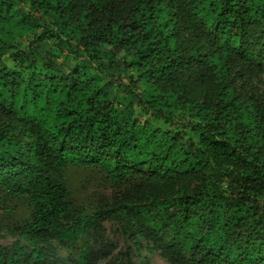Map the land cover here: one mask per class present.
Here are the masks:
<instances>
[{
    "label": "trees",
    "instance_id": "1",
    "mask_svg": "<svg viewBox=\"0 0 264 264\" xmlns=\"http://www.w3.org/2000/svg\"><path fill=\"white\" fill-rule=\"evenodd\" d=\"M10 50L24 64L8 66ZM261 61L264 0H0V190L30 208L12 228L26 245L0 247V264H51L48 239L81 241L70 264H89V230L106 218L168 236L171 264H264V111L233 78L264 73ZM141 113L187 118L166 130ZM72 165L133 184L135 198L78 211Z\"/></svg>",
    "mask_w": 264,
    "mask_h": 264
},
{
    "label": "rangeland",
    "instance_id": "2",
    "mask_svg": "<svg viewBox=\"0 0 264 264\" xmlns=\"http://www.w3.org/2000/svg\"><path fill=\"white\" fill-rule=\"evenodd\" d=\"M24 6L27 12L31 11L27 3ZM184 38L190 42H196L202 38V35L197 31L189 30ZM19 44L25 45V38L21 39ZM3 59L8 66L24 64L19 50H10ZM261 64L264 65V61H261ZM233 78L235 89L240 96L243 99L253 98L264 111V73L250 75L247 72H237ZM196 94L199 98L202 96L200 90H196ZM110 95L117 103L124 98L125 94L121 85L116 84L111 88ZM117 106L121 108L118 103ZM137 118L142 122H152L162 129L174 130L181 125L182 119H186L187 115L179 114L172 123L165 122L162 118L147 117L143 113ZM65 179L70 190V200L80 212L91 213L95 210L97 202L109 204L116 194L135 198L136 187L133 184L114 185L106 178L105 172L98 167L67 166ZM181 186L192 194L196 191L198 182L184 180ZM2 202L9 204L12 209L5 210ZM29 212L30 208L25 201L0 190V247L13 251L15 246L26 245L25 241L12 231V228L15 222L20 223L26 219ZM158 237L162 241L153 243L141 235L128 236L123 232L122 219H101L93 229L89 230L87 236L93 259L89 264H126V255L131 258L133 264H171L163 256L161 247L163 244H170L169 237L162 233L158 234ZM81 244L82 242L79 241L65 246L56 239H48L39 243V247L45 260L51 264H70L80 253Z\"/></svg>",
    "mask_w": 264,
    "mask_h": 264
}]
</instances>
